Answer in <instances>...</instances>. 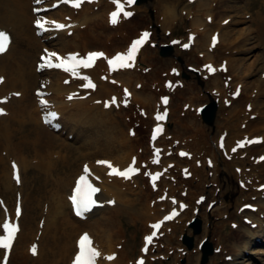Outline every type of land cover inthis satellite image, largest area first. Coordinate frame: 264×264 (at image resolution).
<instances>
[{
  "label": "bare ground",
  "instance_id": "bare-ground-1",
  "mask_svg": "<svg viewBox=\"0 0 264 264\" xmlns=\"http://www.w3.org/2000/svg\"><path fill=\"white\" fill-rule=\"evenodd\" d=\"M214 1L215 5L211 8L207 5L205 0H196L194 2V5L196 4L195 7L198 9H207L208 11L204 14L202 20L197 14L192 16L193 18L190 21L189 29L192 31L191 40L193 41V47H195L192 50H197V48L203 50L199 55H201L204 65H211L214 69L218 67L221 68V65H223V69L226 71L223 72L220 71V69L218 70L221 74L227 72L226 75L231 76L228 81L230 83L229 86H231V84L233 86L240 85L241 88L243 87V89H241L242 91H245L248 86V81L245 80V76L253 74L257 76L259 75L256 82L253 84L254 89L251 90L253 93L252 96L247 97V94L245 93L248 105L252 106L255 110L257 118L249 120L245 128L247 127L249 129L251 126L255 128L257 125L256 122L253 121H257L259 118L262 119L259 125L264 128V67H262V69L256 74L255 72H257V69L254 67L255 65H253L252 62L248 64L244 62V59L248 58L252 51L251 46H248L251 31L247 28H245L247 30L244 31V28L237 27L239 24H247V21L244 18L235 20L232 22V25L234 24L235 27L233 26V28H230L229 24L222 25L221 23L223 18L230 16L228 13L216 19V15L221 8L224 9L225 12L234 11V7H236L235 3L239 0ZM30 2L31 0H0V10L2 11L0 14V26L14 24L13 27L21 26L20 31H22L24 26L26 27L28 21L32 18V14L28 12V4H30ZM53 2H55V0H52V3ZM98 4L101 5L100 9L94 12L89 10V4L85 5L82 1L80 4L81 8L76 12L77 14L73 13L74 10L64 4L59 5L57 9L51 12V15H54L55 13L63 19L64 15L67 14L69 18L72 19V22L69 23L68 26L62 28L63 31L61 30L62 32L59 33L57 39L49 41L48 44L53 46L54 50L62 53L74 52L80 54L90 50L89 48H92L91 45H93L90 38H94L98 33H96V28L100 26V22H102L101 24L106 23V28H109L110 26L112 28L119 26L117 25L118 23H116L117 26H113L115 25L114 23H108L110 22L108 21V15L111 9L113 10L115 8L113 7V0H100L97 5ZM125 7L127 9L132 8L131 6H128V4H125ZM155 7L160 16L162 35L166 37L168 34H171L173 27L176 24L184 23L185 17L183 14H190L191 2L188 0H155ZM212 8L215 10L212 11ZM133 9H135V13L138 11L137 4L133 5ZM206 17L208 18L206 19ZM64 20L68 22L66 18ZM235 23H237V25H235ZM49 25H53L52 22H50ZM71 27H74L75 31L74 34L69 37L64 32ZM55 30H58V28L55 27ZM140 30H142V28H140ZM212 31L219 34V42L215 46V50L210 53L207 49L203 48L204 45L208 46L210 37L215 35H210ZM139 32L142 33L141 31ZM156 32L155 29V33ZM140 33L138 35L134 34V36H139ZM153 36L154 35L151 34V38L147 37L144 40L143 46L138 50V57L149 43L147 41L152 40V38H154ZM188 37L189 36L186 35L185 38H179V40L175 42L172 40V42L183 43L187 41ZM18 38L21 40L19 51L17 49L15 50V55H18V57H8L9 53L13 52L15 49L14 38L6 52L3 54L1 53L0 55V74H3L4 71L8 73V79H5L4 82L0 84V97H7L6 93H12L11 91L13 90L20 92V95L16 97V99H7L6 101L0 102V107L5 109L4 113H0V199L4 196L2 194L8 196L6 200L3 199L6 207L4 209L0 208V235H4L2 225L6 219L9 223H13L16 220L14 217V207L11 209L9 206L10 201L12 199L13 201L19 200L26 208V211L24 208V211H22V214L19 217L21 225L15 235L10 250V261L15 262V264H25L31 260L33 264H47V262H52L51 258H54L56 259L54 260V264H72L75 255L78 252L80 235L86 233L90 238L91 247H94L100 253V255L95 258V264H133V261L129 256V254L132 253L129 244L131 240L136 238L139 230L144 233L155 232V236L157 238L160 237L158 238L159 242H163V245L158 243L157 247L161 245L159 248L156 247L155 250L153 249L154 246H156L155 243H157L155 237L152 238L149 245L145 244V248L147 247L146 250L149 252L155 251V253H159L156 257L151 259V263L154 262V260L161 261L162 255L170 251L173 240L175 239L174 231L176 228L180 227V220L184 221L182 216H184V211H186L187 207L183 210V208L177 206L175 215H171L169 219H164L167 214L170 215L168 211L166 213V210L169 209L170 211L175 206V204L172 203L171 196H168L171 195L170 193L173 191L172 185L166 182L165 189L167 191L165 189L160 191V193H163L160 198L162 200H159L161 207L156 205V201L152 202L149 199V194H151V186L149 184L147 186L143 181V185L139 186V180L137 177H145L149 170L148 167L145 168L146 163L145 166H143L144 163L141 162L139 158L140 154L137 153V149H134L135 145L133 142L136 140L137 134L131 136L129 135L128 130L124 131L122 127L123 122H121L117 116L115 117L112 115L114 106L110 101L113 97L116 98V102H118L116 110H119L121 104H125L129 107L132 105L131 101L134 103L138 102V104H141L142 106L139 112L143 115H141V117H150L149 121L154 120L157 122L154 123V125L166 122L164 113L162 112L165 106L161 104L163 108L159 109V107H156L155 110L154 106L156 99L154 93L146 89L145 86L143 87V85L140 89L138 88L136 83L142 82V79H138L139 76L134 70L135 67L130 68L134 60L128 62L129 67L111 69L113 73H117L114 79H110L109 77L111 74L109 73H107V77L106 74L104 76L99 74L100 67L104 70L102 64L104 59L99 57L101 59H96L93 65L89 68L81 67L79 69V71H81V76H77L76 79L73 78V81H83L82 77L87 76L92 81L94 87H84L81 89H78L74 83L68 84L64 80L61 82V79L63 78L61 74L63 73L62 70L47 71L45 73H47L50 81L48 82V87L46 89L51 91V95H49L48 98L43 97L42 99L47 100L48 104H50L48 112H54L60 115L62 118V122L60 123L62 124V129L67 128L68 134L73 133L74 136L72 139L75 137L78 143L76 149L61 141H59L57 145H54L52 143V139H54L53 133L49 132L42 124V120L45 117L38 112L40 105L36 100L35 102H30L26 99L30 88L36 83H39L38 81L42 79L38 78L40 74L36 73L34 70L35 61L39 53L36 54V58L29 66L26 62V58L30 52L32 53L38 49L40 50L45 43L40 42L34 34V29L29 28V25L25 32L18 34ZM123 38L125 37H122L120 40L121 45L125 43ZM155 38H158V32L155 34ZM206 38L207 41H205ZM223 42L224 45L221 47L222 49L220 52L224 50L225 53L224 55L217 56V54L214 53L219 52V45ZM57 43L60 44V47L57 46ZM88 44L90 45L88 46ZM232 48H236L238 52L244 54V57L238 58L236 55H230L229 51ZM95 49H99V46ZM192 50L190 52H192ZM104 51L107 53L108 50L104 49ZM100 52H102V50ZM176 52L180 54L185 53L181 48H178ZM108 53L110 52L108 51ZM214 57L221 58L218 62H215ZM163 59L164 62L172 61L168 57ZM214 63H219V65H215ZM181 67L179 66L180 69ZM107 69L110 70L109 67ZM219 72L217 71V73ZM66 76H68V74H66ZM154 77L156 76L154 75ZM213 78V84H215L216 91L224 90V85L218 84L220 83L219 78L215 76ZM180 79H182V77ZM9 80H13L12 83H9ZM156 80H159V78H156ZM182 81L187 87H190V89L193 88L188 84L189 82H186V80ZM178 88L179 87H177L176 90ZM183 88L185 89V86ZM125 89L129 93L128 95H125ZM71 90H75L74 95L78 97L71 101L63 100V96ZM188 98L190 99L191 104L196 101L192 97ZM95 99H97L96 103ZM230 99L232 102L238 101V99L235 100L232 97ZM125 100L127 103H124ZM105 102H109L107 107L105 106ZM114 104L116 105L117 103ZM168 104H170V101ZM201 104L202 103H198L195 105V108ZM67 105H71V107L67 109ZM244 112V107H242L241 110L234 106H230L227 117L224 118V121L232 122L229 119L233 117L240 119V116H243L244 118ZM157 114H160L163 118L158 120L157 117L155 118V115L157 116ZM124 119L129 121L127 118ZM27 124H31L32 128L26 129L25 127ZM130 125V123L126 125L127 129H130ZM231 128L234 129L235 126H231L230 123L225 126L224 132L231 131ZM81 130H86L84 131V135L81 133ZM262 130L264 132V129ZM241 132L242 130L238 128L235 133H232V135L228 133L227 142L225 140V143H223L222 139L216 142L215 146L219 142L216 149L213 148L214 150L209 152V158L214 162L211 166L212 168L209 170H213L214 174V172L218 170L220 163L222 164V169H226L227 164L230 165L228 162L235 159V169L237 170V168H239L237 171L241 173L240 175H237L233 172L232 176H235L237 179H243V177H259L258 174H260L262 178L261 183H263L264 159H254L253 162L248 163L245 161L246 156H241L239 150L230 154V149L236 142L233 140L237 137L242 138V136H238ZM206 143L207 141H203L202 144H199V150H197L195 154L207 150V148L201 147ZM262 143L261 145L250 147L256 148L254 152H259L261 148L264 150V145H262ZM56 146H59L60 148L55 150L54 148ZM202 148L205 150H202ZM225 148H227V152L225 151ZM248 148L249 147L246 146V150H248ZM170 149L173 153V149ZM25 150L34 151L26 152ZM133 158H135V164L133 166L137 167L139 171L131 174L128 178L112 174L107 165L97 163L101 160H107L110 161L114 167L123 170L132 163ZM58 160L62 163V169L57 171V173L54 172V175L53 171L56 169L59 162ZM178 160L181 159L177 158L176 161ZM14 164L15 168H13ZM85 165L89 168V172L87 173L88 181L98 189V191L94 193L96 202L100 203V201H104L106 203L102 207L100 206L101 208L97 209H94L96 208L93 207L94 204L90 211L82 215L80 218H77L72 215L69 198L75 184V179L80 173H82ZM247 166H249L248 173H245L244 167ZM192 168L193 169H190L191 174L194 173L193 175L200 176L199 173H197V168L194 166ZM31 169H34L37 173L41 174H36L37 177L44 176L45 179L42 188L37 187L36 194L32 197L29 195L28 191L30 181L28 180L29 178L27 175L28 171ZM161 179L162 178L156 179V182L165 181L164 179ZM219 180L223 181L224 179L220 177ZM131 184L136 187L139 186V189L133 191V186ZM255 184L256 182L250 179V185L253 186ZM248 188L250 187L248 186ZM141 195H144L143 199H141ZM43 200L44 202H42ZM108 201H113V203H108ZM28 204H32L35 207L39 206L36 220L35 215H33L34 213H29V208L32 209V207L28 208ZM240 205L241 204H237V208ZM221 209L216 203H212L209 206V210L217 211L215 215L218 214L221 218L218 222L221 223L224 221L223 223L230 226V229L231 227H234L231 232L235 231V228H242L237 230H241L242 232H240V234L239 232L236 233L235 241L240 237H244L246 238L245 241L247 245L252 241L255 242V238L259 233L253 232L251 230L252 228H249L251 224L246 225V222L241 220L240 225L237 223L235 227L233 226L235 225L232 222L233 220L227 219L228 217H235L236 214L224 213V209L223 211H221ZM262 210H264V202H259L258 208L255 209L253 213L246 214L244 210L241 209L237 211V214L240 213L241 216L247 215L246 218L248 221L252 219V222L257 224L254 227L260 228L262 227V223L264 224V213H261ZM250 215H252V217H250ZM40 218H42L43 222L38 223ZM157 222H159V227L154 229L152 225ZM75 223H78V225H75ZM138 223L140 227H138ZM124 224L129 231L127 236H124L121 230ZM205 232H207V230ZM149 235L150 234H147V236ZM127 237L128 240L125 239ZM53 241L54 247L51 246ZM199 241L200 240L197 242ZM229 244L218 246L217 253L221 251L224 252L223 248L229 247L230 249V247H232L231 255H237L238 250L235 249L234 242L232 241ZM33 245H36V248H38L37 251L35 250L37 254L36 257L31 256L33 253L31 250ZM243 248H245V246L240 250L242 251ZM5 252V249L0 248V260L1 258H4ZM251 253H260V250ZM138 254L140 255V258L138 259L143 261L144 258L143 264H146L145 262L148 256L143 252V249L139 250ZM109 256H113V258L108 259L107 257ZM15 257L16 261H14Z\"/></svg>",
  "mask_w": 264,
  "mask_h": 264
},
{
  "label": "rangeland",
  "instance_id": "rangeland-1",
  "mask_svg": "<svg viewBox=\"0 0 264 264\" xmlns=\"http://www.w3.org/2000/svg\"><path fill=\"white\" fill-rule=\"evenodd\" d=\"M205 1L207 2V5L210 8L213 6L211 4L213 3L214 0L213 1L205 0ZM235 4L236 7H234L235 9L234 11L232 10L225 12V10L222 8L220 9V11L218 10L219 13L216 15V19L226 15L227 13L228 15L234 16L232 20L239 19L241 17L245 18L247 24H241L238 26V28L242 27L244 28L243 29L244 31L250 29L251 35H250V40L248 42L249 43L248 46H251L252 51H251V55H249L248 58L244 59V62H246V64L252 62L253 65H255L254 67H256L257 69L256 70L257 72H255L257 74L262 69V67H264V0H239ZM195 5L194 3L191 4L190 14L188 15L183 14V16L185 17L184 23L176 24L173 27V31L171 32V34H168L166 37L162 35V26L160 24V16L158 15L157 8L155 7V0H145L144 2L138 5V11H136V14L131 20L122 21L117 28H112V27L106 28V23L101 24L102 22H100V26L96 28V33L97 32L98 33L95 35L94 38H90V41L93 42V45H91L92 48H89L90 50L91 49L93 50L99 46V48L107 49L109 52H113L117 48H122V46H120L121 45L120 40L122 37H125L123 39L126 42L129 37H132L134 36V34H137L140 31V28L142 29L149 28L152 34L154 35L153 36L154 38H152L151 40L153 43L150 41V43L144 48V50L141 52V54L137 59L136 65L134 66L135 67L134 70L139 76L138 79H142V82H137L136 84L139 89L143 85V87L145 86L146 89L154 93L156 99L154 106L155 110L156 107H159V109L163 108L159 106L160 95L163 94L167 95L170 99L169 100L170 104L165 105V108L163 109L166 115L165 118L166 122L163 123L164 133L159 137L158 140L155 141L150 140V129L151 126L154 124V120L149 121L150 117H146V118L141 117L142 114L139 113L142 108L141 104H138V102L134 103L131 101L132 105L129 107L124 104L122 106H126V107H121L119 108V110H116V108L114 107V109L112 110V115H114L115 117L117 116V118L120 119L121 122H123L122 127L124 131L128 130V132H133V134L132 133L129 134L131 136L137 134V138L133 142L135 145L134 149H137V153L141 151V154L139 156L140 160L144 162L148 161L150 168L149 175H146L145 177L138 176L137 178L139 180V186L140 185L142 186L143 185L142 183L144 181L145 185L148 186V184H150V186L153 187L151 188L150 191L151 194H149L150 195L149 199L151 201H155V197L158 198V196L160 195L158 193H160L161 190L166 188V182H168L173 187V191L170 194H173V196L177 199L178 202L187 205L186 211H184L185 212L184 216H182V219L184 218V221L180 220V227L176 228L174 231L175 239L173 240L170 251L164 254V257L161 261L154 260V262L152 263H151V259L156 257V255H158L159 253L158 252L155 253V251H150L149 253H147L148 259L146 261V264H176L179 263L182 257H184L183 253H186L185 254L186 260L183 264H198L200 251L198 245L199 242L197 241L205 237H208V240H210L213 243L212 245L214 248V252L211 256L208 257L207 262L204 264H264L263 253L262 254L258 253V255L251 253L260 250L259 247L260 248L264 247V242L259 243V241H257L255 244L247 245L245 241L246 238L244 237H240L237 241H235L236 233L239 232L240 234V232H242L241 230L237 231L239 230V227L235 228L236 230L231 232L233 230V227H231L230 229V226L223 223L224 221H222L221 223L218 222L221 218L219 217L218 214L215 215L217 211H210L208 209L212 203L213 204L216 203L220 207V209L222 208L221 211H223L224 209V213L236 214L235 217H228L227 220L232 219L233 220L232 222L239 223L241 219V215L240 213L237 214L238 213L237 211L239 210L238 208H240L243 205L249 204V202H252L251 198L259 194L256 193L257 190L254 191V188H251L250 185V179L256 180L257 177L255 178L252 176L251 178L243 177V179H237L235 176H232L233 172H235L237 175H240L241 173L237 171L239 168L237 170L235 169L234 166L235 159H233L231 162H228L230 165L227 164L226 169L225 168L222 169V164L220 163V165L218 166L219 167L218 170L215 171L214 174H213V170H209L212 168L211 166L214 162L208 160V158L210 157L209 152L210 151L212 152V150H214L213 148L216 149L217 145L215 146V144L219 140V138L220 139L223 138L222 140L223 143H225V140L227 142L228 133L232 135V133H235L236 129L238 128L242 130V132L238 134L239 137L242 136L247 138L254 136L256 138H261L262 140H264L263 138L264 132L262 130L264 128L261 127V125H259L262 119L259 118V120L253 121L256 122L257 125L255 128L253 126H251L249 129L247 127L245 128L249 120H254L257 118L255 114V110L252 108V106L248 105L247 98H245V93L247 94V97L252 96L253 93L251 90L254 89L253 84L256 82L259 75L257 76L253 74L250 76L249 75L245 76V80L248 81V86L246 87V90L242 91L241 89H243V87L242 88L240 87L239 92L242 93H236L237 90L234 91L235 87L232 84L231 86H229L230 83L228 81L231 76L226 75L227 72L221 74L219 70H218L219 73L214 72L215 71L214 70L212 73L208 74L206 70L202 68L203 59L201 55H199L200 53L203 52L202 50H199V48H197L198 51L192 50L193 48H195L193 47L194 45L192 44L191 46L192 48L190 47L191 48L190 49L188 47L187 51H185L186 49L181 46L180 42L176 44H171L172 43L170 41L171 38L173 40H178L179 38H185L187 31H189L190 29V21L193 18L192 16L197 14V16L202 20L204 14L208 11L207 9H198L197 7H195ZM94 7L95 6H90V5L88 6L90 11L95 12L98 9H100V7L96 9H94ZM212 9H213L212 11L215 10L214 8ZM28 24L30 25L29 21ZM228 24L229 27L234 26V24L233 25L230 24V21ZM16 27H17L16 29L14 28L15 32H17V34L19 33L22 34L23 32L26 31V28L28 26L26 27L24 26V29L22 31H20L21 26H16ZM155 29L158 32V38H155V34L157 33V32L155 33ZM10 31L13 30L11 29ZM15 35L13 36L15 40L14 43L15 49L13 52L9 53L8 57H18V55L17 56L15 55V50L17 49L19 51L21 46L20 43L21 40L18 38V36ZM205 41H207V38L205 39ZM57 44H58L57 46L60 47V44L59 43ZM163 44L172 45V51L169 56H162L159 54V49L157 45H163ZM89 45L90 44H88V46ZM221 45L223 46L224 42ZM180 46L183 49H185L183 51L185 53L180 54L176 52ZM222 46L219 47L218 50L219 52H215L214 54H217V56L224 55L225 53L224 50L220 52ZM191 50L192 52H190ZM229 53L230 55H234V56L236 55V57L238 58L244 57V54L238 52L236 48L230 49ZM36 54L37 51H33L32 53L30 52V54L27 56L26 62L28 66L31 63H33L34 59L36 58ZM166 57H168L172 61L164 62L163 58ZM220 58L221 57H214V61L218 62ZM102 64L104 68V63ZM215 65H219V63H216ZM179 66L180 67L182 66L181 70L178 69V71L176 72V76L174 77L173 69L176 70L177 67ZM189 67L196 69L198 71V76H196V78L193 73L187 70L189 69ZM181 71L186 72V79L185 78L180 79ZM99 72L101 76L104 73L107 74L105 68L103 70L100 67ZM154 75L156 77H154ZM45 76L46 74L42 75V77ZM115 76L116 74H113V76L111 77L115 78ZM214 76L219 78L220 83L218 84L224 85V90L216 91L215 84H213ZM156 78H159V80H156ZM5 79H8V73L6 71L3 72L2 82H4ZM199 79L200 82L198 81ZM10 80L9 83H12L13 80L12 81ZM181 80H186V82H189L188 84H190V86L193 88L190 89V87H187V85H185L184 83L178 84V82ZM37 85L38 83L32 86L27 94L26 99L30 102L32 101L35 102L33 88L35 89ZM184 86L185 89L183 88ZM177 87L179 88L176 90ZM231 93L232 94L235 93L234 95L235 98L233 99L235 100L238 99V101L236 102L231 101L230 99ZM207 94H210L214 99H216L218 105L216 116L214 119V124L212 126H207L204 122H202L195 108V105H197L198 103L203 104L208 101ZM188 97H192L196 101H194L191 104V101ZM225 102L227 104H225ZM230 106L231 107L234 106L235 108L241 110L242 107H244L245 114L244 113L243 114L245 117L243 118V116H240V119L233 117L229 119L232 122H225L224 118L227 117ZM124 118L129 119V121H126ZM124 122H126L127 124L129 123L131 124L130 129H127L126 126L127 124ZM230 123L231 126L234 125L235 128L234 129L231 128V131H227L225 133L224 132L225 126ZM25 128L31 129L32 125L27 124ZM65 130L68 131L67 129ZM84 131L86 130L83 131L81 130V133L83 135L85 133ZM66 134L67 132L62 135H57L53 133L54 139H52V143L54 145H57V143L61 141L63 143L68 144L72 148L76 149V147L78 146L76 138L74 137V139L72 138L69 139ZM238 139H239L238 137L234 138L233 141H236L235 144H237V142L241 140ZM203 141H207V143L201 147L207 148V150L202 148V150L205 151L195 154V152L199 150L200 147L199 144H202ZM259 144L260 142L257 141L253 145H259ZM262 145H264V142L262 143ZM58 148L60 147L56 146L54 149L57 150ZM170 148L173 149V153L171 152L170 154H168ZM157 149L159 150L158 154L156 153ZM225 149H226L225 151L227 152V148ZM255 149L256 148L250 149L249 147L248 150H246V148H243L242 151L240 149L239 151L241 152V155L246 156L245 161L251 163L254 161L253 152L255 151ZM262 149L263 148H261L259 152H254V154L256 153L257 155V153H260V151L263 152ZM178 150H182V152L184 153L187 152V154L185 156L184 155L179 156ZM25 151L32 152L34 150H25ZM151 152H153V155L157 156L156 160H158L159 165L156 166L154 165L155 167L152 164ZM232 153L234 152H230V154ZM168 157L170 158L168 162L171 161L173 163L172 166L170 167H168V165L166 164ZM195 157L198 158L196 159ZM177 158L181 160L176 161ZM61 164L62 163H60L59 161L56 166V169L53 171V174L54 172L57 173V171L62 169ZM193 166L197 168L198 172L197 171L196 172L199 173L200 176L193 175L194 173L191 174L190 169H193L192 168ZM160 168L162 170L166 169L167 171H162L163 174L161 176L159 175V177L157 178H162L165 181L148 183V179L152 177L151 174H154V171L156 169L159 170ZM244 171L245 173L246 172L248 173V167H244ZM156 172L160 173V171H156ZM36 174L39 173H37V171L34 169L29 170L27 174L29 178L28 180L30 181L28 185V191L31 197L34 196V194H36L37 187L42 188L45 182L44 176L37 177ZM220 177L224 180L220 181L219 180ZM132 186H133L132 188L133 191L134 190L137 191L139 189L138 188L139 186L138 187L134 185ZM248 186L250 188H248ZM2 195H4L2 198L6 200L8 196L5 194ZM201 197H203V199H201ZM143 198L144 195H141V199ZM178 198H183L182 200L185 202L181 201ZM258 200L259 202H264V199L260 200V198H258ZM13 202L14 201L12 199L9 205L11 209L13 208ZM42 202H44V200ZM237 204H241V206L237 208ZM156 205L158 207L161 205L158 202V199L156 200ZM29 207H32V209ZM24 208L25 207L23 206V209ZM28 208H29V213H34L33 215H35V220H36L37 213L39 211V206L35 207L32 204H28ZM261 213H264V210H262ZM194 214L200 216L203 227H202V231L194 236V247L190 250H186V248L184 247V245H182L180 241V236L184 232V228L186 227L185 221L190 219ZM75 225H78V223H75ZM137 225L138 227H140L139 223ZM121 230L124 236L128 235L129 231L125 224L122 226ZM206 230L207 232H205ZM251 230L255 231L256 229H251ZM186 232H188V234L190 235L192 234L190 230ZM141 236H142V232L141 230H139L137 232L136 238L130 241L129 245L132 253L129 254V256L131 260H133L135 255L138 254V249L141 246ZM125 239L128 240V237ZM53 240H54V236H53ZM232 241L235 244V249L238 250V255L236 256L231 255L232 247H230V249L229 247L228 248L222 247L224 252L221 251L217 253L218 246H224L225 244H229ZM159 243L163 245V242H159ZM51 244H52L51 246L54 247V241ZM157 244L158 243H156V246H154L153 248L154 250L156 249ZM160 246H158L157 248H159ZM243 246H245V248H243L241 251L240 249ZM229 255L231 256L232 259L230 261L226 259V257ZM16 257L14 258V261H16ZM51 257H52V252H51ZM51 260L52 262H47V264L50 263L54 264V260L56 259L51 258ZM7 264H15V262H11L9 260ZM25 264H33V262L29 260V262H26Z\"/></svg>",
  "mask_w": 264,
  "mask_h": 264
},
{
  "label": "snow or ice",
  "instance_id": "snow-or-ice-1",
  "mask_svg": "<svg viewBox=\"0 0 264 264\" xmlns=\"http://www.w3.org/2000/svg\"><path fill=\"white\" fill-rule=\"evenodd\" d=\"M39 2V0H38ZM68 3L72 4L74 7H79L82 0H67ZM127 4H132L133 0H124ZM113 3L116 4V11H113L110 13V22L116 23L118 14L120 12H123V15L125 17L132 15L131 12L124 11L123 5L121 3V0H113ZM38 29H43L45 26V22L36 19L34 21ZM52 24L57 28H62L64 25L57 23L56 21H52ZM149 33L144 32L141 34V36L138 39H135L132 41L131 45L129 46L126 53H117L115 56L108 59V64L110 67V70L113 68H122L129 66V61L133 60L135 58L136 52L141 44H143L144 40L148 37ZM191 35L189 36V40H191ZM213 43L216 41V37L213 36L212 38ZM175 42V41H174ZM9 43V36L7 32L0 30V53L4 52L6 50V47ZM183 47H188V44L182 45ZM46 55L43 57L44 64L41 65L47 66L49 68L55 67L57 69H62L65 72L71 73L74 76H81V73L79 69L82 68H89L93 65L95 60L99 57H103L105 54L103 52L99 51H91L88 52L84 56H79L78 53H69L66 56H61L56 52H47ZM54 58V59H53ZM205 68L209 72L214 71V68L211 65H205ZM221 68H223V65H221ZM175 71V69H173ZM82 79L86 81L85 84L82 85V87H94L92 81L87 77L83 76ZM3 81V77H0V82ZM129 93L125 89V95H128ZM16 95H19V93H16ZM235 95V93H233ZM164 101H167V98H163ZM7 97H0V102L6 101ZM109 102H105V106H108ZM110 103H116V98L113 97ZM124 103H127L125 100ZM41 104H47V100L42 99ZM5 109L0 107V113H4ZM56 113L54 112H48L45 120L47 122V117H54ZM163 117L160 114H157V119H162ZM160 131V126L157 125L156 129L153 132V138L155 137L156 133ZM245 141L238 142L237 146H241ZM235 150V149H233ZM159 150L157 149V152ZM181 155H186V153H181ZM261 159H264L262 157ZM99 164L107 165V167L110 169L112 174L128 178L131 174L138 172L139 169L137 167H134L135 164V158H133V161L131 164H129L126 168L123 170L119 169L118 167H114L113 164L110 161L107 160H101L98 161ZM13 168H15V164L13 165ZM89 172V168L87 165L84 167V173L85 175H81L76 183V187L73 191V195L70 197V200L72 201L73 205L77 209V214L80 213V210L82 208H88L96 201L93 199V194L98 191L96 187H94L87 179L86 174ZM146 175H149L146 173ZM152 179H156L157 174H151ZM203 199V197H201ZM108 203H113V201H108ZM184 205H181L183 207ZM248 207V206H246ZM17 214H19V208L17 209ZM171 215H175V209H173L172 213H170L169 216L164 217V219H169ZM4 230V235H0V248L8 249L11 246L12 240L16 234L17 231V225L14 223H9V221L6 219L2 225ZM152 227L155 229L159 227V222L152 225ZM152 235H155V232L152 233ZM146 241H150L152 239V236H147ZM79 245V251L76 253L75 258L72 262V264H94L95 258L100 255V253L95 249L94 247H91V241L89 239L88 234H83L79 238L78 241ZM33 253H35L36 245L32 246ZM7 253H5V256ZM114 255V254H113ZM108 259H112L113 256L107 257ZM138 264H142V262H138Z\"/></svg>",
  "mask_w": 264,
  "mask_h": 264
},
{
  "label": "water",
  "instance_id": "water-1",
  "mask_svg": "<svg viewBox=\"0 0 264 264\" xmlns=\"http://www.w3.org/2000/svg\"><path fill=\"white\" fill-rule=\"evenodd\" d=\"M163 54H166L163 52ZM216 103L214 100H211L207 105H205L202 109V119L203 121L208 124L212 125L214 116H215V111H216ZM200 220L198 218H195L191 223L190 226L193 228L194 233H198L200 231ZM182 240L186 245L190 248L192 246V237H188L187 235H183ZM202 262H205L207 260V255L212 252V247L210 243L205 242L202 245Z\"/></svg>",
  "mask_w": 264,
  "mask_h": 264
}]
</instances>
